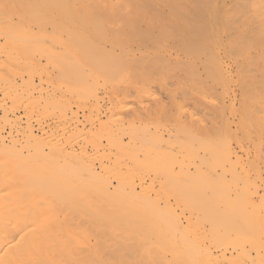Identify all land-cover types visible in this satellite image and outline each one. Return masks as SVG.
Returning <instances> with one entry per match:
<instances>
[{"label":"bare ground","instance_id":"6f19581e","mask_svg":"<svg viewBox=\"0 0 264 264\" xmlns=\"http://www.w3.org/2000/svg\"><path fill=\"white\" fill-rule=\"evenodd\" d=\"M168 47L170 51L172 47L176 48L177 52L173 50L175 54L168 52L163 55L162 50L167 52L164 48ZM92 50H100L101 54L87 53ZM78 51L81 52L79 56L76 54ZM42 59L46 64L40 63ZM163 59L167 61L163 62ZM99 60L103 65L100 74L97 75L94 70L84 71L90 68L91 63H97ZM48 63L52 67H57V69L53 68L55 71L65 65L66 70L61 71V74L55 73L58 77L54 81L53 73L49 75L45 72L49 70L46 67ZM156 63H159L158 66H163L161 70L165 68V64L166 68L173 63L176 66L184 65V67L177 66L182 69L181 71L176 67L179 70L178 74L170 67L172 73L163 69V72H168L172 76L176 74L173 78L168 74H162L169 76L170 82L177 83L172 79L182 76L185 82L194 78L195 88L197 80L199 83L208 81L217 83L221 85L223 91L225 84L233 83L237 86V89L233 90L235 101L229 104L223 102L222 105L216 106L215 110H218V117L220 116V126L216 125L209 130L208 121L211 120L207 121L204 117L197 119L199 127L196 130L193 129L194 121L193 125L191 123L193 128L184 126L178 121L174 122L176 125L168 130L166 136L162 128L150 117L152 112L154 114L157 111L155 104L156 111H152L153 105L148 104L152 100L145 101L148 107L152 106L149 107L152 112L145 107V113L141 114L143 117L136 114L139 120L145 115L146 121H135L134 111L129 108L131 106L136 108L135 102L139 100L135 101V99L144 92L142 84L139 86L140 81L150 82L153 76L151 82L154 83L157 77L161 78L160 74L153 73H158L157 70H160V67L155 70ZM13 65L23 68L20 73L13 74L14 79L19 76L21 83L27 86L22 90L19 81L21 90L26 94V97L25 94L21 96L27 100L37 97L38 103L44 109L49 102L54 103L50 100L56 99L57 96L61 97L62 93L67 95L66 90L69 92L91 90L92 85L87 84L90 83L89 79L94 80L95 74L101 78L104 91L110 97V103L107 106V122L104 129L99 128L100 132L104 130L105 148L103 149L101 143L96 141L91 149L85 148V151L84 146L79 144L81 149L76 152L77 157L72 161L69 160L68 163H62L61 167L54 166L53 160L60 158L61 155L58 153L55 134L62 133H58V130L52 127L45 128L46 124L43 123L50 122L45 121L44 117L35 118L34 121L39 130L45 128L47 136L54 135L46 143L48 147L46 152L43 147L45 145H37L34 153L27 150L23 153L24 151L21 150L18 154L12 144H10L12 148L7 147L6 142L10 136L4 132L8 136V138L5 136L7 138L5 143L2 141L4 138L0 136V264H217L220 256L226 257L227 263L229 260L231 263L233 259L231 264L255 262L264 264L262 261L264 252H260L261 249L264 251V208L261 209L263 213L257 209V202L252 195L250 196L249 191L246 195L243 188L233 189V198L229 199L228 191L231 192L232 189L231 185L228 189L227 179L223 175L226 171V163L231 164L232 161L241 159L235 150L237 148L231 147L232 121L227 120L225 111L233 113L238 109L241 115L240 122L248 120V123H253L252 121L258 123V127L241 137L242 140H238L239 142L257 143L264 135V104L259 105V111H253L252 107L246 105L251 103L250 99H264V0H0V123L2 124L9 120L7 118L10 116L9 113L15 114V109L11 107V102L8 104L7 98L11 92L9 90L17 87L18 83L16 85L17 80L9 79L10 73L6 74L7 76L3 74L4 70H9V67H14ZM190 65H195L198 69H190ZM167 76L163 78H169ZM71 82L76 86H71ZM160 82L161 79L159 82L156 81L161 85ZM147 83L144 85L145 88ZM176 83H172L174 84L172 89L177 87ZM13 84L16 86L11 88ZM165 84L161 85L162 91L168 89ZM190 84L189 82L187 86ZM190 86L193 89L192 85ZM57 88L60 90L59 95L56 93ZM171 88L166 92L167 96L172 91ZM179 88L183 87H178L176 91H181ZM126 89L131 91L134 89L133 95L131 96L132 92L128 95L130 90ZM187 89L185 88L184 91L188 97L190 92H187ZM102 90L103 88L100 91ZM198 90L200 94L201 92L207 94L208 87H204L203 83V87L199 85L196 92ZM184 91H181V94L184 95ZM16 92L15 94L18 95L19 91ZM73 95L75 96V93ZM180 95L174 94L176 98ZM236 95L239 98H236ZM169 98L166 100L168 101ZM197 99L189 102L192 104ZM22 100L23 103L24 99ZM185 100L186 103L187 98ZM259 102L263 103L262 100ZM87 103L90 105L89 102ZM141 103L143 102H140V105ZM235 104L238 107H235ZM252 105L254 106V104L250 106ZM36 106L38 108L37 104ZM171 106L174 109V106ZM200 106L197 105V108L194 106V110L199 111ZM202 107L200 108L203 110ZM35 108L34 110H37ZM103 108L101 107V111ZM136 109V112L139 111ZM140 109L142 111V108ZM194 110L192 112H195ZM22 112L18 114L21 115ZM29 113L25 112L26 117H22L27 122L26 125L24 122L25 128L22 130L23 137H26V140L23 139L26 147L36 145L35 140L30 138L34 133L32 130L34 125L30 122ZM62 113L68 115L67 111ZM121 113H125L124 118L119 116ZM166 113L168 112H165L164 116L169 120L171 115L168 116ZM174 113L177 114V110ZM206 113L211 115L210 112ZM214 114L213 112V116ZM164 116H161L162 120ZM104 117L103 119H106ZM188 117L191 121L195 119L194 113H189ZM75 120L68 115V118L57 126L66 124L70 127L73 123L75 125ZM16 123L18 124L17 121ZM234 126L237 128L240 125L237 122ZM2 130L4 129H0ZM100 132L99 134L102 133ZM123 136H126V139ZM79 137L82 138L80 135ZM74 139L78 137L72 138ZM17 144L16 142L15 145ZM69 147L67 149H70ZM239 147L246 154L245 157L252 155H249L250 148L248 150L247 145L241 142ZM261 152L257 153L259 159L263 158L261 160L263 162V147ZM72 153L70 151L66 154L73 156L75 152ZM81 153L88 158L91 155L94 157L98 155L100 171L87 165L88 161L79 156ZM67 157L71 158V156ZM161 160L162 162L167 160L169 163H193L199 174V180L194 181L191 176H176L171 171L168 175L163 171V174L169 176L163 194L167 197L169 193L176 191L183 201L182 210L188 209L185 223L179 220L180 212L177 211L178 207L175 208L174 201V207L167 200L162 204L157 201L162 195L161 187L156 189L153 184L154 179L148 175L149 181H146L143 175L147 170L157 169L154 166H157ZM247 161L250 159L248 158ZM181 166L183 169L184 166ZM219 195L222 198L226 195L225 198L229 199L226 200L227 209L224 202L219 200L218 206L213 202V199ZM193 210L196 212L195 216ZM228 211L239 223L229 221L230 225H226L216 222L224 213L225 220ZM207 213L210 216H207ZM203 219L207 222L211 220L208 225L205 223L207 227L200 224L199 221ZM220 240L225 243H221ZM240 242L247 243L248 247L243 248ZM226 243L233 247L222 245ZM213 249L218 250L219 253H215ZM254 250L255 256L252 253ZM233 251L236 252V256L233 255ZM227 252L229 253L226 256ZM222 263L224 264V261Z\"/></svg>","mask_w":264,"mask_h":264},{"label":"rangeland","instance_id":"374dc122","mask_svg":"<svg viewBox=\"0 0 264 264\" xmlns=\"http://www.w3.org/2000/svg\"><path fill=\"white\" fill-rule=\"evenodd\" d=\"M171 48V47H170ZM174 47H172V51H170L171 49H169V47L168 48H164V51H165V49H167L166 51L167 52H163V50H162V53H163V55H165V54H167L168 52L170 53V54H175L177 51V49L175 48V49H173ZM168 49H169V51H168ZM176 51V52H174V51ZM70 53H74V51H70ZM80 51H78L76 54H77V56H79L80 55ZM84 53H86V52H84ZM87 53L88 54H101V51L100 50H92V51H87ZM165 53V54H164ZM158 59V58H157ZM157 59H156V62H157ZM159 60V59H158ZM162 60H160V62H161ZM164 61H167V60H164L163 59V62ZM171 62V61H170ZM40 63H42V64H46L45 63V60H44V62H43V59H42V61H40ZM154 63V62H153ZM166 63H169V62H166ZM172 63V62H171ZM50 63H48L47 64V66L46 65H41V66H46V67H48L49 68V70H47V71H45L47 74H49V75H51L52 73V77L54 78V81L55 80H57V75L55 76V73L57 74H61V71L63 72V71H65L66 70V65H65V67L63 66V68H62V66L58 69V71L60 72H58V71H55L53 68H55V69H57V67H52V65H49ZM52 64V63H51ZM152 64V63H151ZM157 64H159V63H156V68H155V70H157V69H159L158 67H160V70H161V67H163V66H158ZM160 65H162V63L160 64ZM167 65H169V64H167ZM14 67H9V70H4V72H3V74H4V76H7L6 74H8V73H10V78L9 79H14L13 78V74L15 73V72H17V73H20L21 72V70L23 71V68H20V67H16L17 65H13ZM50 66V67H49ZM153 66V65H152ZM174 66V67H173ZM177 66H182V65H177ZM174 63L173 64H171V65H169V66H167V68H166V64H165V68H162V70H161V73H160V70H157L158 71V73H155V72H153L154 74H160V76H161V85L163 86L165 83V87H166V89H167V91L166 90H164L163 89V91H162V88H161V85L158 83H156V81L157 82H159L160 81V79H158L159 77H157L156 79H155V84H157V85H155L153 82H151V81H153V79H154V77L153 76H151L152 77V80L150 81V82H148L149 80H144V81H147V82H143V81H140L139 82V86L141 85L142 86V88H143V90H144V92L141 94V99H140V97L138 98V99H135V101L136 100H139L138 102L136 101L135 102V105L134 106H136V108L141 112V113H139V111H135V109H134V107L132 108V106H131V108H129L131 111H134V115H135V121H138L139 119L137 118V116H136V114H140L139 116L140 117H143V115L141 116V114L143 113H145V111H146V109H145V107L147 108L148 106V104H152L153 105V107L151 106V105H149V107L151 106L152 107V111L154 110V111H156L155 113H157V115H158V117H157V115L154 113L153 114V112L150 110V108L148 107V109H149V111H151L152 112V114H150V112H149V114L151 115L150 117H151V119L152 120H154L156 123H157V125L158 126H160L161 128H162V132H163V134H167V132H168V130H170V129H172V128H174V126L173 125H176L174 122H178L179 121V123H181L182 125H184V126H187V127H190L191 126V123H192V125H193V123H194V128H193V126H191V128H193V129H197V127H199L198 126V124H197V119H199V118H202V119H206L207 118V121L208 120H211V122L210 121H208V124H210L209 126V130H210V128H212V127H216V125H217V127H219L220 126V116L218 117V114H217V111L218 110H215L216 109V106H219L220 104L222 105L223 104V102H225V104H226V102L229 104L230 102H233V101H235L234 100V91L233 90H236L237 89V86H235V85H233V83L232 84H225V90L223 91V90H221V85H219V84H217V83H213V82H211V81H208L207 83H205V82H203L204 83V87H208V90L206 91L207 92V94L206 93H204V92H201V94H200V92H199V90L196 92V90L199 88V85L201 86V87H203V83H199L198 82V80H197V86H196V88H195V86L194 85H196L195 83H194V81L193 80H195L194 78L193 79H187L188 81L187 82H185L186 80L182 77V76H180L179 78H175V79H172V80H175V81H177V83L176 82H170L171 80H170V77L169 76H167V75H165V74H168V75H170L171 76V78H173L174 76H176V74H178L177 72L179 71L177 68H179L180 69V67H177ZM186 66V65H185ZM191 66V65H190ZM196 67L195 65H192L191 67H190V69L192 68L193 70H197L198 68L196 67V69L194 68V67ZM17 69H16V68ZM169 67L174 71V73H176L175 75H171V74H169L168 72H171V70H169ZM177 67V68H176ZM182 67H184V65L182 66ZM181 67V68H182ZM20 68V69H19ZM103 65H102V63H101V61L99 60L97 63L96 62H93V63H91L90 64V68H87V69H85L84 71L85 72H91V70H94L96 73H97V75L98 74H100L102 71H103ZM150 68H152V67H150ZM153 68H154V66H153ZM173 68H175V70L173 69ZM64 69V70H63ZM163 69H164V71H168V72H163ZM167 69V70H166ZM177 69V70H176ZM229 69H231V68H229ZM152 70H154V69H151V71ZM154 70V71H155ZM182 69H180V71H181ZM232 70V69H231ZM19 71V72H18ZM49 71V72H48ZM50 71H52V72H50ZM172 71V72H173ZM171 72V73H172ZM163 73H165L164 74V76H167V77H169V78H163L164 76L162 75ZM173 73V74H174ZM96 74H95V76H94V80H91V79H89V84H87V85H92L91 86V90H87V91H82V92H79V91H72V92H69V91H67L66 90V92L65 93H67V95L66 94H60V96L61 97H59V96H57L56 97V99H52V100H50V101H53L54 103H51V102H49V105H47V108L46 109H44V107L42 106V105H40L39 103H38V98L37 97H34V98H32V99H30V100H27L26 98H23V96H21V94L22 95H24L25 94V92L23 93V89H26L27 88V86H26V84L24 85L23 83H21V79H20V77L19 76H17V77H15V79L14 80H17L16 82H15V84L16 83H18V85H17V87H13V86H16L15 84H13L12 86H11V90H9V91H11L10 92V96L7 98V100H8V104L11 102V104H12V108L13 109H15L14 111H15V114H12V112H11V114L9 113V117H7V118H9V120H7V121H5V122H3V124L2 123H0V129H4V130H2V131H0V136H1V138L3 139L4 138V140H2V141H4V143H5V141H7V138H8V136H10L8 139V142H6V144H7V147L8 148H12V147H14L16 150H17V152H18V154L20 153V151L21 150H27L28 152L30 151V153H34L35 151H36V147H37V145H45L46 146V143H48L49 141H50V139H51V137L52 136H54V135H52V136H47V134H46V132L44 131L45 130V128H48V127H52V128H54V129H57L58 130V133H62V134H64L63 135V137H65V138H63L62 137V134L61 135H59V134H55V137H56V141H57V147H58V153H60L61 155H60V158H58V159H54L53 160V164H54V166H56L57 167V165H59V167H61V165H62V163L64 164V163H68V162H70V161H72L75 157H77L76 156V152L77 151H80V145L79 144H82L83 146H84V149L86 148H88V149H91L94 145H95V143H96V141H97V143H101V146H102V148L104 149L105 147H104V143H105V141H104V130H102L101 132L99 131L100 129H104V125H105V122H107V113H108V103H110V100H109V98L110 97H108V95H106V93H105V91H104V87H103V84L101 83V78L99 77V76H97ZM153 75V74H152ZM158 76V75H157ZM163 76V77H162ZM156 77V76H155ZM17 78V79H16ZM35 78H37V77H35ZM163 79V80H162ZM164 79H165V81H164ZM168 79H169V82H168ZM177 79V80H176ZM98 80V81H97ZM166 80H167V82H166ZM19 81H20V83H21V87H22V90H21V87L19 86L20 84H19ZM92 81V82H91ZM184 81V83H182ZM196 81V80H195ZM94 82V84H92ZM163 82V83H162ZM189 82L191 83L190 85H192V88L193 89H191V86L189 85V86H187L188 84H189ZM73 83V84H72ZM98 83V84H97ZM145 83H147V89L145 88ZM151 83V84H150ZM172 83H176V85L175 86H177L176 88L174 87V89H172L173 88V86H174V84H172ZM186 83V84H185ZM192 83H194V84H192ZM213 83V84H212ZM150 84V85H149ZM170 84V86H168ZM186 86H185V85ZM71 86H76L75 85V83L74 82H71V84H70ZM69 85V86H70ZM160 85V86H159ZM173 85V86H172ZM179 85V86H178ZM206 85V86H205ZM233 85V86H232ZM19 86V87H18ZM99 86H102V88H103V90L102 91H100L102 88L101 87H99ZM183 87L182 89L181 88H179L182 92L185 90V88L187 89V88H189V89H187V92H190V94H188V97H187V94L185 93V91H184V95L183 94H181L182 92L181 91H176V89H178V87ZM185 86V87H184ZM211 86V87H210ZM217 86V87H216ZM227 86H228V88H227ZM96 87V88H95ZM165 87H163V88H165ZM172 87V88H171ZM127 88V87H126ZM161 88V89H160ZM170 88H171V92H169L168 93V96L169 95H171L170 96V98L166 95L167 93L166 92H168L169 90H170ZM210 88V89H209ZM215 89V91H214V89ZM227 88V89H226ZM10 89V88H9ZM63 89H65V88H63ZM131 90H132V88H130ZM130 89H126L127 91L128 90H130ZM146 89V90H145ZM149 89H151L150 91H148ZM154 90V92H153V90ZM194 89H196L195 91H194ZM13 90L15 91V92H13ZM98 90V91H97ZM128 91V92H126V93H128V95H130V92H132V94H131V96L133 95V91H134V89H133V91ZM189 90V91H188ZM190 90H192V91H190ZM8 91V92H9ZM16 91H19L18 93V95L17 94H15V93H17ZM58 91V92H57ZM59 88H57V90H56V93L59 95ZM92 91V92H91ZM118 91H119V89H118ZM155 91H157L158 92V94H154V93H157V92H155ZM176 91V92H175ZM213 91H214V93H213ZM216 91H217V94H216ZM70 94H69V93ZM89 92V93H88ZM99 92V93H98ZM102 92V93H101ZM104 92V93H103ZM153 92V93H152ZM173 92H174V94H177V95H180V96H177V98H178V100L179 101H181V100H183L184 102H182L181 101V103L177 100V98L174 96V94H173ZM211 92V93H210ZM237 92V91H236ZM15 95H14V94ZM75 93V96L73 95ZM85 93H87V94H85ZM192 93V94H191ZM197 93V94H196ZM202 93H204V96H203V94ZM77 94L79 95V96H77ZM95 94V95H94ZM211 94V95H210ZM233 94V95H232ZM237 94V93H236ZM16 96L15 98H14V96ZM63 95V96H62ZM71 95V96H70ZM86 95V96H85ZM87 95H89V97H87ZM104 95V96H103ZM150 95V96H149ZM152 95H154V96H152ZM161 95V96H160ZM207 95V96H206ZM214 95V96H213ZM217 95V96H216ZM21 96V97H20ZM99 96H101V97H99ZM130 96V97H131ZM148 96V97H147ZM151 96H152V98H151ZM194 96H195V98H194ZM219 96V97H218ZM230 96V97H229ZM233 96V97H232ZM24 97H26V94L24 95ZM103 97V98H102ZM129 97V98H130ZM144 99H143V98ZM157 97H159L158 98V101H159V107H158V101H157ZM163 97H165V98H163ZM185 97V98H184ZM190 97H192L191 99H190ZM197 97H198V99H197ZM207 97H209V98H207ZM212 97V98H211ZM216 98V99H218L217 101H216V99H214V98ZM239 98V96L238 95H236V98ZM24 99V102L22 103V99ZM63 98H65L66 100H64ZM84 100H83V99ZM93 98V99H92ZM105 98V99H104ZM167 98H169L171 101H172V103L170 104V100L168 99V101L166 100ZM172 98V99H171ZM182 98V99H181ZM187 98V102L185 103V99ZM207 98V99H206ZM228 98V99H227ZM62 99V100H61ZM77 101H76V100ZM102 99V100H101ZM104 99V100H103ZM132 99V98H131ZM143 99V100H142ZM193 99H197V100H194V101H196V102H192V104H191V102H189V101H193ZM22 100V101H21ZM47 100V99H46ZM59 100V101H58ZM69 100H70V102H69ZM75 100V101H74ZM96 100H97V103H96ZM141 100V101H140ZM148 100H152V101H149L148 102ZM154 100V101H153ZM199 100V101H198ZM203 102H202V101ZM206 100H207V102H206ZM210 100H212V101H210ZM215 100V101H214ZM262 100V102L263 103H261V102H259V101H261ZM87 103V102H89L90 103V105L87 103H85V102ZM145 101H147L148 102V104H147V102L145 103ZM157 101V102H156ZM250 101H251V103H246V105L248 104L249 105V107L251 108L252 107V110L253 111H256V110H258L259 111V105L261 104H264V99H250ZM250 101H247V102H250ZM254 101H256V102H254ZM12 102H14V103H12ZM61 102V103H60ZM68 102H69V104H68ZM106 102H107V104H106ZM140 102H143V103H141V105H140ZM153 102V103H152ZM154 102H156V103H154ZM166 102V103H165ZM167 102H169V104L167 103ZM176 102H177V104H176ZM206 102V103H205ZM216 102V103H215ZM219 102V103H218ZM259 102V103H258ZM25 103V104H24ZM60 103V104H59ZM80 103V104H79ZM83 103V104H82ZM92 103V104H91ZM139 103V104H138ZM184 103V104H183ZM188 103H190V104H188ZM198 103V104H197ZM199 103H201V104H203V103H205V104H207V105H201V104H199ZM34 104V105H33ZM36 104L38 105V108H37V106H36ZM51 104V105H50ZM55 104H57V105H55ZM71 104V105H70ZM76 104H79V105H76ZM102 104V105H101ZM138 104V105H137ZM154 104H155V107H154ZM179 104V105H178ZM185 104H187L188 105V107H187V105H185ZM196 104V105H195ZM251 104H254V106L252 105V106H250ZM55 105V106H54ZM71 107H70V106ZM80 105H81V107H80ZM88 105V106H87ZM100 105V106H99ZM105 105V106H104ZM143 105V106H142ZM166 105H168V107L166 106ZM171 105H173L174 106V109H172V106ZM178 105V106H177ZM196 106V108H197V105L198 106H203L202 108H203V110L200 108V107H198L199 108V111H201V112H199V111H197L198 109H195L194 110V106ZM208 105H210V107L208 106ZM247 105V106H248ZM256 105V106H255ZM36 107L35 109H37V110H34V107ZM61 107V108H59V107ZM84 106V107H83ZM193 106V107H192ZM207 108H206V107ZM76 107V108H75ZM80 107V108H79ZM89 107V108H88ZM101 107L103 108L102 109V111H101ZM107 107V108H106ZM211 107H213L214 108V110H213V108H211ZM235 107H238V105H236L235 104ZM17 108V109H16ZM21 109V111H23L22 112V114L21 115H19L20 113H21V111H20V109ZM43 110H42V109ZM63 108V109H62ZM68 109V110H66V109ZM77 109V110H75V109ZM83 108H85V109H83ZM140 108H142V111H141V109ZM156 110H155V109ZM187 108V109H186ZM191 108V109H190ZM205 108V109H204ZM25 109V110H24ZM28 109V110H27ZM80 109V110H79ZM92 109V110H91ZM128 109V108H127ZM136 109V110H137ZM208 109V110H207ZM56 110V111H55ZM67 111V113L69 112V111H72V112H69L68 113V115H71L72 116V119L73 120H75V125H74V123L72 124V126L70 125V127H68L69 125H66V124H64L63 126H60V125H58L57 126V124L58 123H61V122H63L64 121V119H66V118H68V115H65V114H63L62 112H66ZM144 110V111H143ZM163 110H165L164 112H162ZM176 110H177V114H175L174 112H176ZM186 110V111H185ZM195 111V112H192V111ZM206 110V111H205ZM210 110V111H209ZM33 111V112H32ZM59 111H62L61 113L59 112ZM78 111V112H77ZM105 111V112H104ZM124 111V110H123ZM122 111V112H123ZM148 111V110H147ZM198 113H197V112ZM211 111H213L215 114H214V116H213V112L211 113ZM20 112V113H19ZM25 112L26 113H29L28 115H29V117L31 118L30 119V122H31V124H33L34 125V127H32V130H33V136L32 137H30L31 139H34L35 140V143H36V145H30L29 147H26L24 144H25V140H26V137H23V129L25 128V125H26V119L24 118H22V117H26V115H25ZM57 112V113H56ZM81 112H83V113H81ZM160 112H161V115H160ZM165 112H168V113H166L168 116H173L172 114H174V116L173 117H169L170 119L168 120V118H167V116H164V114H165ZM173 112V113H172ZM182 112V113H181ZM205 112V113H204ZM206 112H210L211 113V115L210 114H208V113H206ZM19 113V114H18ZM34 113V114H33ZM42 113V114H41ZM72 113V114H71ZM100 115H99V114ZM105 113V114H104ZM118 113V112H117ZM148 113V112H147ZM170 113V114H169ZM172 113V114H171ZM189 113H194V115H195V119L194 120H189V117H188V115H189ZM203 113V114H202ZM38 114H39V117H38ZM76 114V115H75ZM84 114V115H83ZM102 114V115H101ZM123 114V115H122ZM124 114L125 113H121V115H119L121 118H124L123 116H124ZM148 114V115H149ZM163 114V115H162ZM208 114V115H207ZM30 115H32V116H30ZM62 115V117H60ZM89 117H88V116ZM154 115V116H153ZM227 115H228V117H227ZM14 116H16V117H14ZM36 116V117H35ZM47 116V117H46ZM65 116H67V117H65ZM77 116V117H76ZM83 116H85V117H83L84 119V121L82 120V117ZM106 117V119H103V117ZM164 116V119L162 120V117ZM202 116V117H201ZM209 116H211V117H209ZM216 116H217V119H216ZM225 116H226V118H227V120L229 121V122H231L232 121V123H231V127H232V133H233V138L232 137H230V142H231V147L232 148H237V149H235L236 151H237V154L239 155V157L241 158V159H237V160H234V161H232V163L231 164H228V163H226V171H224L223 172V175L225 176V178L227 179V186H228V189L230 188V185H231V192L230 191H228V193H229V195H227V197L229 198V199H232L233 197H232V195H233V189H242L244 192H246V195H248V191H249V193H250V196L252 195V197H253V199L255 200V202H257V209H259L261 212H262V208H264L263 206H264V195H263V193H264V160H263V162L261 161L263 158H258V153L260 154V153H262L261 152V149H262V147L264 148V144H263V140H264V135H263V138L261 139L260 138V140L259 141H257V143L256 142H254V143H250V141L248 142L247 141V143L246 142H244V141H241L243 144H245V145H247L248 146V150H249V148H250V151H249V155H251V156H248V157H245V153H244V151H242L241 150V148L239 147V145L241 144V142H239L238 140H242V138L241 137H243V136H245V135H247L248 133H251L252 132V130H254L255 129V127H258L257 125H258V123H256L255 121H252L253 123H248V120H245V122H240V117H241V115H240V112L238 111V109L237 110H235L233 113H231V111H225ZM18 117H19V119H18ZM43 117H44V120L45 121H47V122H50V123H43V124H46V127L41 131V130H39V128H38V126H36L37 124L35 123V118H41V119H43ZM74 117V118H73ZM86 117H88V118H86ZM100 117V118H99ZM104 117V118H105ZM139 117V118H140ZM167 119H166V118ZM204 117V118H203ZM233 117V118H232ZM50 118V119H49ZM53 120H52V119ZM55 118V119H54ZM57 118V119H56ZM60 118V119H59ZM62 118V119H61ZM77 118H78V120H80V121H78L77 120ZM97 118V119H96ZM209 118V119H208ZM213 118V119H212ZM236 118V119H235ZM238 118H239V120H238ZM47 119V120H46ZM86 119H88V121L86 120ZM91 119V120H90ZM99 119V120H98ZM143 119V120H142ZM141 120H139V121H146V119H147V117L144 115V118H142ZM175 119V120H174ZM24 120V121H23ZM95 120V121H94ZM106 120V121H105ZM217 120H219V122L217 121ZM16 121L18 122V124L16 123ZM83 121V122H82ZM97 121V122H96ZM164 121V122H163ZM194 121V122H193ZM24 122H25V125H24ZM55 122H56V124H55ZM167 122H169V123H167ZM218 124H217V123ZM239 123V127H235L234 125H235V123ZM90 123V124H89ZM93 125H92V124ZM254 123H256V124H254ZM79 124H80V126H79ZM89 124V125H88ZM167 124H169V125H167ZM241 124H242V126H241ZM3 125V126H2ZM14 125V126H13ZM18 125V126H17ZM21 125V126H20ZM87 125V126H86ZM92 125V126H91ZM219 125V126H218ZM245 125V126H244ZM254 125V126H253ZM12 126H13V129H12ZM67 126V127H66ZM93 126H95V127H93ZM173 126V127H172ZM65 127H66V129H67V131H66V129H65ZM79 127V128H78ZM168 127V128H167ZM247 127V128H246ZM8 128H10V129H8ZM58 128H60V129H62V130H60V129H58ZM89 128H90V130H89ZM91 128H93V129H91ZM96 128H97V130H96ZM100 128V129H99ZM254 128V129H253ZM16 131H15V130ZM21 131H20V130ZM38 129V130H37ZM64 129V130H63ZM239 129V130H238ZM257 129V128H256ZM14 130V131H13ZM18 130V131H17ZM36 130V131H35ZM73 130H75V131H73ZM79 130V131H78ZM82 132H81V131ZM95 130V131H94ZM249 130V131H248ZM8 131V132H7ZM63 131V132H62ZM98 131V132H97ZM166 131V132H165ZM4 132H6L7 133V135L4 133ZM10 132V133H9ZM12 132H14V133H12ZM19 132V133H18ZM42 132V133H41ZM45 132V133H44ZM64 132H66V133H64ZM76 132H77V135H76ZM99 132L101 133V134H99ZM22 133V134H21ZM37 133V135H34V134H36ZM40 135H39V134ZM83 135H82V134ZM103 134V135H102ZM4 135V136H3ZM17 135V136H16ZM19 135V136H18ZM71 135V136H70ZM74 135V136H73ZM79 135L82 137L81 139H80V137H79ZM7 138H6V137ZM58 136V137H57ZM84 136V137H83ZM86 136H89V137H86ZM167 136V135H166ZM14 139H16V137H17V139L16 140H14ZM50 137V138H49ZM78 137V139H74V140H72V138H77ZM97 137V138H96ZM125 137V139H126V136H123V138ZM6 138V139H5ZM29 138V139H30ZM62 138V139H61ZM86 138V139H85ZM87 138H89V140L87 139ZM99 138V139H98ZM23 139H25V140H23ZM37 139V140H36ZM60 139V140H59ZM235 141H234V140ZM19 140V141H18ZM41 140V141H40ZM45 140V141H44ZM47 140V141H46ZM58 140H59V142H58ZM70 140V141H69ZM71 140H72V142H71ZM93 140H95V141H93ZM262 140V141H261ZM24 141V142H23ZM69 141V142H68ZM77 141H79V143L77 142ZM82 141V142H81ZM234 141V142H233ZM252 141V140H251ZM16 142L18 143L17 145H15L16 144ZM20 142V143H19ZM27 142H29V141H27ZM31 142H33L32 140H31ZM45 142V143H44ZM61 142H62V144H61ZM84 142V143H83ZM95 142V143H94ZM260 142H262V143H260ZM23 143V144H22ZM43 143V144H42ZM71 143H74V144H71ZM259 143V144H258ZM10 144H12V147H10ZM61 144V145H60ZM67 144V145H66ZM88 144V145H87ZM21 145V146H20ZM60 145V146H59ZM73 145V146H72ZM76 145V146H75ZM235 145H237V146H235ZM43 146L44 147V150H45V152L47 151V149H48V147L46 146ZM65 146H66V148H65ZM69 146H72V148L71 147H69ZM22 147H24V149L22 148ZM63 147L66 149V152H64V150L65 149H63ZM70 148V149H67V148ZM98 147H99V145H98ZM252 147V148H251ZM47 148V149H46ZM60 148V149H59ZM77 148V149H76ZM100 148V147H99ZM256 148V149H255ZM30 149V150H29ZM63 149V150H62ZM86 149H85V151H86ZM5 150V149H4ZM106 150V149H105ZM252 150V151H251ZM255 150V151H254ZM257 150V151H256ZM23 152V153H26V152ZM61 151V152H60ZM63 151V152H62ZM71 151V153L73 152H75L74 154H73V156L72 155H67L66 153L67 152H70ZM241 151V152H240ZM263 151V150H262ZM258 152V153H257ZM63 153H65V154H63ZM91 153V152H90ZM263 154H264V152H263ZM64 157H63V156ZM67 156H71V158H69L68 159V157ZM79 156L82 158H84L86 161H88L87 162V165H89L92 169H93V167H95L96 168V170L97 171H100V168H98V167H100L99 166V164H100V159L98 158V155H96L95 157L93 156V155H91L90 156V158H88V157H86V155L84 154H79ZM93 156V157H92ZM79 157V158H80ZM251 157H255V158H252L251 159ZM98 158V159H97ZM247 158V159H246ZM248 158L250 159V161H247L248 160ZM89 159V160H88ZM245 159V160H244ZM70 160V161H69ZM80 160V159H79ZM255 160V161H254ZM56 161V162H55ZM60 163H59V162ZM90 161H91V163H90ZM93 161V162H92ZM98 161V162H97ZM165 161H167V160H164L163 162H162V160L161 161H159L158 162V165L156 166H154V167H156L157 169H155L154 168V171H149V170H147V173H144L143 175H145L144 177L146 178V181H149V177L150 178H152V179H154L153 180V184H154V186L156 187V189H159L160 187H161V189H162V195H161V198L160 199H157V201L160 203V204H162V202L163 203H165V201L167 200V202L169 201V203L170 204H172V206L174 207V205L176 204V206H175V208L176 207H178L177 209V211L178 212H180L179 213V220L180 221H183L184 223H185V219H186V216L188 215V209H185L184 211L182 210L183 209V207H184V205H182L183 204V201H182V199L176 194V191H172L171 193H169L168 194V196L166 197L163 193H164V191L166 190V186H167V183H168V181H169V176L168 175H170V171L174 174V175H176V176H183V175H187V176H191L192 178H193V180L194 181H198L199 180V174H198V172H197V170L194 168L195 167V165L193 164V163H185V164H181V163H169L168 161L165 163ZM251 161H253V162H251ZM259 161V162H258ZM55 162V163H54ZM161 162V163H160ZM262 162V163H261ZM248 163H249V165H248ZM254 163V164H253ZM256 163V164H255ZM91 164H92V166H91ZM188 166H187V165ZM258 164V165H257ZM97 165V166H96ZM164 167H162V166ZM173 165V166H172ZM176 165H177V167H176ZM181 165H183L184 166V168L182 169V166ZM193 165V166H192ZM248 165V166H247ZM257 167H256V166ZM235 166V167H234ZM253 166H255V167H253ZM174 167H176V168H174ZM192 167V168H191ZM204 167V166H203ZM230 167V168H229ZM231 168H232V170H231ZM234 168V169H233ZM237 168V169H236ZM239 168V169H238ZM259 168V169H258ZM151 169H153V168H150V170ZM166 169V170H165ZM181 169V170H180ZM162 172H161V171ZM169 172H168V171ZM173 170V171H172ZM192 170H193V172H192ZM163 171H164V173L166 172L167 174H163ZM175 171V172H174ZM178 171V172H177ZM184 171V172H183ZM215 170H213V172H214ZM235 171V172H234ZM189 173V174H187V173ZM215 172H217V170L215 171ZM243 172V173H242ZM149 173V174H148ZM186 173V174H185ZM224 173H226V174H224ZM233 175H232V174ZM217 174V173H216ZM250 174V175H249ZM148 175H149V177H148ZM232 175V176H231ZM263 175V176H262ZM242 176V177H241ZM249 176V177H248ZM252 176V177H251ZM235 177H237V178H235ZM244 178V179H243ZM243 179V180H242ZM250 179V180H249ZM257 179V180H256ZM242 180V181H241ZM229 181V182H228ZM258 181V182H257ZM260 182V183H259ZM156 183H157V185H156ZM247 186V187H246ZM250 186V187H249ZM241 187V188H240ZM245 187V188H244ZM253 187H255V188H253ZM260 188V189H259ZM255 192V193H254ZM257 193H259L260 195H258ZM257 194V195H256ZM226 195H225V197H226ZM259 196V197H258ZM178 198V199H175V198ZM222 198L221 197V195H219V196H217L215 199H213V202L215 203V205L216 206H218V201L220 200L222 203L224 202V205H225V209H227V206H228V204H227V201L226 200H229V199H226V198ZM164 198H166V199H164ZM258 201H257V200ZM261 199V200H260ZM162 200V201H161ZM170 200H171V202H170ZM173 201H174V203H173ZM262 202V204H261V202ZM178 203V204H177ZM179 203H181V205L179 204ZM179 205V206H178ZM260 207V208H259ZM181 208V209H180ZM193 212H194V216L196 215V212L193 210ZM263 213V212H262ZM219 215V214H218ZM217 215V216H218ZM225 215V213L223 214V216ZM182 216V217H181ZM201 216H203L202 214H201ZM207 216H210V214L209 213H207ZM223 216L221 217V219H218V220H216V222H218V223H224V224H226V225H230V223H229V221L230 222H233V223H239V221L236 219V218H234V217H232V215L230 214V212L228 211L227 212V215H226V217H225V220L223 219ZM220 217V216H219ZM229 218H231L230 220H229ZM183 219V220H182ZM193 220H194V218H192ZM203 220H206V219H203ZM203 220H201V221H199L200 222V224H203V225H205V227H207V225L209 224V222H211V220H208V222H207V220L206 221H203ZM215 221V220H214ZM207 225H206V224ZM221 223V224H222ZM221 241V243H225L224 241H222V240H220ZM223 246H226V247H228V248H230V247H233V246H231L229 243H226V244H222ZM240 245H242V247L244 248V247H248V245H247V243H242V242H240ZM240 245H238V247L240 246ZM235 247H237V245L235 246ZM214 251H215V253H219V252H217L218 250H216V249H213ZM261 253L262 252H264L262 249H261V251H260ZM228 253L229 252H227V254H226V256L228 255ZM253 254H254V256H255V254H256V251L254 250L253 252H252ZM236 254V252L234 253V251H233V255L234 256H236L235 255ZM235 259V258H234ZM221 260V261H220ZM233 260V259H232ZM232 260H231V263H232ZM221 263H220V262ZM224 261V264L226 263V264H231V263H229V261H228V263L226 262L227 261V258L225 257V258H223V257H221L220 256V258H219V260H218V262H217V264H223L222 262ZM263 262H264V260H262ZM256 263V262H255ZM254 263V264H255ZM257 264V263H256Z\"/></svg>","mask_w":264,"mask_h":264}]
</instances>
